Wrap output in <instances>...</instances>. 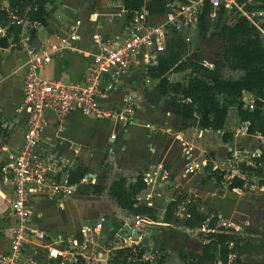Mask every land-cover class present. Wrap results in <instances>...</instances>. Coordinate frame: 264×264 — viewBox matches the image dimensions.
I'll return each instance as SVG.
<instances>
[{
  "label": "crops",
  "instance_id": "0c3cea01",
  "mask_svg": "<svg viewBox=\"0 0 264 264\" xmlns=\"http://www.w3.org/2000/svg\"><path fill=\"white\" fill-rule=\"evenodd\" d=\"M1 4L5 6L7 2L0 0ZM47 8L49 15L46 25L37 30L36 36L33 38L36 46L42 45L45 40L55 39L57 35L75 32L78 38L73 42L74 45L81 52H95L98 49V43L95 41L97 38L124 34L127 26L123 0H51ZM89 13H94L97 22L88 19ZM72 19L76 22L74 27L71 25ZM81 52H72L66 49L55 52L51 62L40 68L38 74L46 80L82 82L87 70L88 59L82 56ZM25 60L26 54L19 44H10L7 48H0V87L4 89L3 85L8 80L12 82L11 88L5 91V97L0 98V167L8 161L9 156L17 152L23 138L25 115L16 112V109L22 100ZM6 65L8 68L4 70ZM146 68L132 67L128 76L122 79L120 87L99 100V104L103 107L117 108L122 105L125 93L134 96L138 105L135 122L125 130L111 120H99L89 116L101 123L112 122L109 131L107 129L104 132H96L85 124L87 116L79 112L70 113L61 121L57 120L54 115L48 114V126L38 147L40 153L51 157L53 152L60 151L64 146L68 147L71 152L65 159L63 156H54L65 161L64 167L58 172L56 179L63 178L65 172L78 164L87 169V174L75 184V188L70 194L61 195L59 205L57 198L50 199L43 191L32 193L30 208L33 212V226L42 228L51 235L57 233L75 234L82 223L93 222L100 216L106 215L108 220L105 227L114 229L115 222L123 221L122 217L126 216L128 212L118 207L109 197L110 184L118 177H124L128 182H133L140 173L143 177L147 172L160 173L161 170H164L167 173L166 184L161 186L163 194L167 195L164 202H167L170 196L168 187L173 184L185 186L188 188V192L194 194V199L201 197L215 209L214 215L223 225L231 226L234 229L241 227L242 231H246L248 223V217L245 216L246 209L248 206L257 208L259 198L257 200L254 196L261 195H254L236 188L228 189L225 184L216 183L212 177H209L206 166H211L212 170L225 171L220 168V166L226 165L225 159L222 165H218L215 162L217 157L232 156L237 158L242 147L244 148L242 151L245 153H251V150L257 152L258 149L254 146L264 143V138L257 134L247 133L246 124L242 122L239 126H234L235 131L228 130V124L233 125L236 119L235 114L231 116V109L228 111L225 122V129L229 132L224 129L222 131L200 129L197 126L193 127L194 131L192 132H188V129H184V131L172 129L168 122L174 115L169 113L167 108L163 112L160 108L168 97H163L157 106H151L140 93L142 89L140 83L143 78L145 81L149 80L146 82L148 86L156 87V81L147 77ZM2 72L6 74L1 75ZM181 73L171 74L169 80L182 82L177 79L173 80V77ZM146 123L151 124L153 129L146 128ZM224 133L230 135L226 140L223 136ZM84 141L91 144L90 151H88V146L81 144ZM242 142L245 143L242 144ZM194 147L197 150H194ZM205 150L210 151L207 157H203ZM187 151H190L192 158L199 163L198 168L191 173L185 172ZM175 159L183 160L181 177L173 169ZM159 167L162 169L160 170ZM225 172L230 173L225 178L233 175L244 176L236 166ZM172 176L173 180H171ZM155 186V184L148 185V187L145 185L137 195L139 203L145 204L146 200H149L145 196H148V190L154 189ZM96 187H101L102 191H96ZM257 187L259 191H264V186ZM11 190V183L0 170V195L10 196ZM66 195L72 197V203L69 200L65 203L63 197ZM247 197L249 198L247 199ZM66 199L68 198L66 197ZM155 201L162 203V200L154 195L151 207H154ZM57 208L61 210L69 208V210H74L77 216L73 218V221L60 220L61 218L53 213V210ZM175 219H178L180 224V217L176 216ZM245 219L247 220L244 221ZM132 220L133 215L128 213V218L124 221L131 223ZM13 224L14 219L8 206L0 205V253L9 247V230ZM171 231H175L173 224L163 231H157V235L154 237V245L163 249L168 256V262L171 253L181 257L184 240L192 238L190 229L183 230L185 233L183 238L177 234L172 236ZM107 232L112 239V231ZM24 252L26 255L34 254L35 258L36 244L28 245ZM195 252H200V250ZM38 255H42L40 263L35 260L32 264H52L40 250H37V258Z\"/></svg>",
  "mask_w": 264,
  "mask_h": 264
},
{
  "label": "built area",
  "instance_id": "2783aa9c",
  "mask_svg": "<svg viewBox=\"0 0 264 264\" xmlns=\"http://www.w3.org/2000/svg\"><path fill=\"white\" fill-rule=\"evenodd\" d=\"M206 3L211 7V20L216 18L220 8L240 13L252 24H255L256 16L264 17V7H256L264 6V0H245L242 3L238 0H168L159 19L149 16L142 7L128 20L125 18L124 34L97 38V51L81 52L73 43L78 38L75 32L57 35L55 39L45 40L36 46L31 31L36 36V31L42 26L26 16L11 14L12 23L21 26L18 44L26 54L22 100L16 109L25 115V126L17 152L0 167L2 175L12 186L10 196L0 195V205H7L14 219L9 230L10 244L0 253V264H32L34 254L26 255L24 252L30 244H36V259L37 250H40L52 264H156L165 254L159 247L142 243L147 232L142 231L140 225H155L144 216H133L131 223L124 221L128 216L121 220L131 227L132 233H139L138 239L119 235L120 227H105L108 218L103 216L93 222L82 223L75 234L51 235L33 226L32 193L43 191L50 199L57 198L59 205L61 195L70 194L75 188L74 183L68 182V171L63 178L56 179L65 161L60 157L44 156L38 147L48 126V114L61 121L66 115L79 112L99 120H111L124 130L132 125L138 110L133 95L125 93L122 105L117 108L103 107L99 100L120 87L132 67H147L154 63L165 51L172 31L179 32L189 43L192 33L198 31L199 16ZM0 33L3 34L2 29ZM63 49L81 52L88 59L82 82L46 80L38 74L40 68L51 62L52 55ZM250 98L249 105H252L253 97L250 95ZM145 127L153 129L149 123ZM191 155L190 151L186 152V173L194 172L199 165ZM166 177V171L161 170L160 173H145L142 180L147 187L155 184L157 188L165 186ZM155 188L148 190L145 197L149 200L145 205L152 206ZM107 231H112V239ZM235 257V252L230 253L226 264H232Z\"/></svg>",
  "mask_w": 264,
  "mask_h": 264
},
{
  "label": "trees",
  "instance_id": "16d2710c",
  "mask_svg": "<svg viewBox=\"0 0 264 264\" xmlns=\"http://www.w3.org/2000/svg\"><path fill=\"white\" fill-rule=\"evenodd\" d=\"M7 4L0 5V48H7L10 44H18L21 26L12 23V13L26 16L30 21H36L40 26L46 25L49 15L47 5L51 0H5ZM168 0H123L125 18L128 20L135 11L144 7L149 16L159 19L165 11ZM239 3L245 0H238ZM264 7V6H256ZM211 7L206 3L199 16L198 32L207 34L212 21L216 23L217 37L222 41L223 48L217 52L213 60L206 64L197 52L187 53L182 35L172 31L166 43L165 51L155 62L148 65L146 75L156 81V87L168 97L167 111L180 118L182 125L197 126L200 129L214 131L224 128L228 111L234 108L239 121L246 124L249 134H257L264 138V17L256 16L255 24L250 23L240 13L230 11V20L224 21V14L228 11L220 8L214 20L210 18ZM31 37L35 32L31 31ZM188 72L184 82H171L169 76L173 73ZM253 97L252 105L245 104L243 94ZM225 140L230 135L223 134ZM239 171L244 176L230 175L218 169L212 170L207 165L206 170L218 184L227 181L228 189L246 190L248 178H259L258 186H264V153L261 151L250 158L249 163L241 162ZM87 174V169L76 165L68 170V182L78 183ZM145 183L140 173L133 182L124 177L116 178L108 188L109 197L122 210L133 216H144L157 220L155 207L141 204L137 195L144 189ZM96 191H102L96 187ZM181 199L171 200L165 206L160 221L170 224L175 216ZM184 226L189 229L203 227L206 218L199 212L192 202L186 205ZM123 222H115L116 228ZM206 242L201 244L200 252L190 251L181 254L185 264H226L228 255L236 253L232 264H262L250 260H241V253L250 254L257 246H261V234L247 232L242 236L231 226L223 225L212 216L206 223ZM165 253L156 264H172L168 262ZM148 264V263H135Z\"/></svg>",
  "mask_w": 264,
  "mask_h": 264
},
{
  "label": "rangeland",
  "instance_id": "374dc122",
  "mask_svg": "<svg viewBox=\"0 0 264 264\" xmlns=\"http://www.w3.org/2000/svg\"><path fill=\"white\" fill-rule=\"evenodd\" d=\"M86 15H87V13H86ZM230 16H231L230 12L225 13L224 14V21L228 22L230 20ZM87 17L89 20H91L93 22H97V18L94 15V13H89ZM71 21H72L71 25L74 27L76 22L73 19ZM185 44H186L187 53L197 52L206 64H209L213 60L215 54L217 52H221V50L223 48V43L217 37V34H216V23H215V21H212L211 27H210L209 31L207 32V34L202 35L198 31H195L194 33H192L191 40L189 41V43L185 42ZM7 68H8V65L5 66L4 70H7ZM5 74L6 73H4V72L1 73V75H5ZM186 76H187V74L182 72L180 75L173 77V80L175 81L177 79V80H181L182 82H184L186 80ZM46 78L48 79L47 76H46ZM143 84L144 85L147 84L146 81L144 80V78L140 83L141 87L143 86ZM11 86H12V82L10 80H8L3 85L4 89H2L0 87V98L5 97V91L9 90L11 88ZM243 99H244L245 104L250 103L251 98H250L249 94L244 93ZM160 108H161V111L163 112L167 108V101H164L163 105ZM234 110H235L234 108H231L230 114H231V116L233 114H235V118H236L235 123L233 125L229 123L228 127H227V129L231 130V131H235L234 126L240 125L239 118L236 115V111H234ZM107 122L108 123H101V121H95L89 116L85 117V124L88 127H92L93 130H95L96 132H104V131H107V129L109 131L110 127L112 126V122L111 121H107ZM168 123L172 127V129L178 130V131H184V129H186V130L188 129L187 130L188 132H192V131H194L193 127H195L194 125H190L188 127L183 126L180 118L177 116H171V119ZM223 129L227 131V129H225V125H224ZM227 132H229V131H227ZM245 133H246V131H245ZM253 135H256V134H253ZM192 143L197 144L196 142H192ZM244 143L245 142H242V144H244ZM81 144L88 146L89 147L88 151H90L92 149L91 144L88 143L87 141H84ZM249 148H251V147H249ZM254 148H257L258 151L256 152L254 150H251V153H245L244 151H242V150H244V148L242 147L238 153L237 158H233L232 156H230V157L227 156L226 158L225 157L224 158L223 157H219V158L217 157L215 162L218 163V165H222V163L225 159L226 165L220 166V168H223L225 171L226 170L229 171V169L232 167H235V166L238 167L241 162H249L250 158L252 156L256 155L257 153H260L261 151L264 153V143H259L258 145H255ZM194 150H197V149L194 147ZM205 151L206 152L203 154V157H207L210 153V151H208V150H205ZM69 152H70L69 148L64 146L60 151L56 150L55 152H53V156L59 155V156H63L65 159V158H68ZM240 159L242 161H239ZM200 163H201V161H200ZM228 163H230L231 165L230 166L227 165ZM173 169L175 171H177V174L180 176V173L183 170V160L181 161V159H175ZM171 180H173V176H172ZM258 180H259V178L253 177V176L248 178L247 188H246V190H243V191L253 193L254 195H258V194L261 195V196H254L255 199H257V200L259 198V205L257 206V208H254V206H248L246 209L247 212L245 213L246 218L248 217L247 218L248 223L246 224V226H247L246 231L248 233L249 232H255L256 236H258V234H261L262 235L261 243H260L261 246L260 245L257 246L256 249L253 250L249 255L242 252L240 255V258H241V260H250L251 262H254V263L264 264V191H262V192L259 191V189L257 187L258 186V184H257ZM91 181H93V180H91ZM222 183L227 186V181H223ZM90 187H91V185H90ZM161 188H163V187H157V188H155V191L153 192V194L155 195L156 198H160L162 200V203H160V202L158 203L157 201H155V203L153 205L157 210V216H158L156 218L157 220H151L149 218L148 219L153 221L155 224H157V223L165 224V223H162L160 221L161 215L163 214L164 208L167 205V203H169L171 200L176 199V198H180L181 203L177 209V212L175 213V216L185 219L187 217V214L185 213L186 212L185 211L186 205L189 202H192L193 204H195L197 206L199 212L202 214L203 217L206 218V220H205V224L203 227L190 229L191 230L190 236H192V238L184 240L185 244H184V247L182 249V254H187L190 251L195 252V251L200 250L201 244L206 242V239H205V233L207 232V229L205 228L206 223L208 222V220L212 216H214V214H215L214 210L215 209L210 207L208 205V203L201 197L194 199V194L188 192L187 187H185V186L183 187L182 185H176V184H173L170 187H168L170 189V196L168 197L169 198L168 201L164 202V200H166L167 195H166V193L163 194ZM245 196H247V195H245ZM66 197L68 199H66ZM63 198H65L64 199L65 203H67L68 200L70 203H72V197L66 195ZM248 198L249 197H247V199ZM251 202H254V201L251 200ZM53 213H54V215H58L61 218L60 220L69 219L70 221H73V218L77 216L76 212L74 210H71V209L69 210V208L66 210L65 209L61 210V209L57 208V209L53 210ZM102 216L104 218H107L106 215H102ZM102 216H100V217H102ZM247 219H245L244 221H246ZM172 224L175 228V231H171L170 234L172 236H175L177 234L183 238L184 234H185L183 230H188L189 228H185L184 226H180L178 219H175ZM140 228L142 231L147 232V234H149V237L152 240V242H151L152 245H150V246L155 247L156 246V245H154V237L155 236H152L151 230L155 229L159 232V231L165 230V228H168V226L167 225L166 226L155 225V227L152 226V229H150V227L140 225ZM235 230H238V232H240L242 236H245V237L247 236L246 231H242L241 227H238V229L235 228ZM156 247H158V246H156ZM235 256H236V253H235Z\"/></svg>",
  "mask_w": 264,
  "mask_h": 264
},
{
  "label": "water",
  "instance_id": "95a60500",
  "mask_svg": "<svg viewBox=\"0 0 264 264\" xmlns=\"http://www.w3.org/2000/svg\"><path fill=\"white\" fill-rule=\"evenodd\" d=\"M143 99L148 103L150 104L151 106H157L160 102V100L163 98V94L160 92V90L157 89V87L155 86H148L147 84L142 86V89L140 91ZM160 187V186H159ZM128 216V213L126 214V217ZM176 216H174L172 218V222L171 224L174 222ZM184 223H185V219L184 218H180V226H184ZM171 224H160V223H157L155 225H171ZM132 229L131 227L124 223L122 224V226L118 229V234L121 235V236H129L131 235L134 239H138L139 238V233L136 231V232H131ZM157 235V230H152V236H156ZM152 240L151 238L149 237V234H145L143 237H142V243L144 244H147V245H152ZM42 256V255H41ZM40 255H38V258L36 259V256L34 258V261L37 260L38 263H40V258H41ZM169 262L172 263V264H185L184 261L182 260V258L175 254V253H171L169 255Z\"/></svg>",
  "mask_w": 264,
  "mask_h": 264
}]
</instances>
